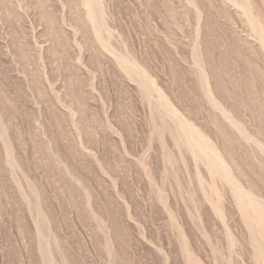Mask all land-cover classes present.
<instances>
[{
    "label": "rangeland",
    "instance_id": "374dc122",
    "mask_svg": "<svg viewBox=\"0 0 264 264\" xmlns=\"http://www.w3.org/2000/svg\"><path fill=\"white\" fill-rule=\"evenodd\" d=\"M0 264H264V0H0Z\"/></svg>",
    "mask_w": 264,
    "mask_h": 264
}]
</instances>
